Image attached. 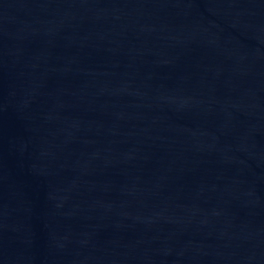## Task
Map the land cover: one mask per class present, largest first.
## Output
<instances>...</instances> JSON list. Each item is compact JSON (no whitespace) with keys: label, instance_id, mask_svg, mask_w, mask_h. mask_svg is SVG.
I'll use <instances>...</instances> for the list:
<instances>
[{"label":"water","instance_id":"water-1","mask_svg":"<svg viewBox=\"0 0 264 264\" xmlns=\"http://www.w3.org/2000/svg\"><path fill=\"white\" fill-rule=\"evenodd\" d=\"M0 264H264V0H0Z\"/></svg>","mask_w":264,"mask_h":264}]
</instances>
